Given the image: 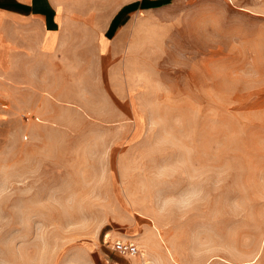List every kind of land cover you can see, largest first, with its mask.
I'll return each instance as SVG.
<instances>
[{
  "label": "rangeland",
  "instance_id": "374dc122",
  "mask_svg": "<svg viewBox=\"0 0 264 264\" xmlns=\"http://www.w3.org/2000/svg\"><path fill=\"white\" fill-rule=\"evenodd\" d=\"M178 12L131 98L83 85L70 130L0 141V264H264V0Z\"/></svg>",
  "mask_w": 264,
  "mask_h": 264
},
{
  "label": "crops",
  "instance_id": "0c3cea01",
  "mask_svg": "<svg viewBox=\"0 0 264 264\" xmlns=\"http://www.w3.org/2000/svg\"><path fill=\"white\" fill-rule=\"evenodd\" d=\"M188 3L0 0V141L24 126L70 130L66 107L84 113L83 85L89 90L97 85L113 102L131 98L130 73L120 63L148 51L160 35L155 20L168 14L172 21L170 13ZM120 80L128 86L126 95L117 85Z\"/></svg>",
  "mask_w": 264,
  "mask_h": 264
},
{
  "label": "built area",
  "instance_id": "2783aa9c",
  "mask_svg": "<svg viewBox=\"0 0 264 264\" xmlns=\"http://www.w3.org/2000/svg\"><path fill=\"white\" fill-rule=\"evenodd\" d=\"M114 248L123 255H135L140 251L139 245L132 240L117 239Z\"/></svg>",
  "mask_w": 264,
  "mask_h": 264
}]
</instances>
